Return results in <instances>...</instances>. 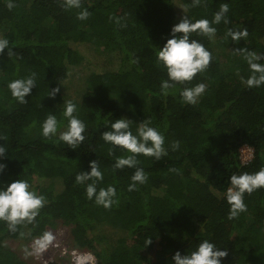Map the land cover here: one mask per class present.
<instances>
[{
    "label": "trees",
    "instance_id": "trees-1",
    "mask_svg": "<svg viewBox=\"0 0 264 264\" xmlns=\"http://www.w3.org/2000/svg\"><path fill=\"white\" fill-rule=\"evenodd\" d=\"M12 2L15 7L9 10L8 0H0V27L9 25L0 36L15 45L13 55L7 57V50L0 55V144L8 149L0 161L6 164L0 183L20 175L47 202L35 221L18 226L16 233L0 222V264H34L5 241H32L59 220L69 224L75 246L93 253L98 264H170L176 250L183 255L201 239L227 251L222 264H264V188L245 193L246 210L231 220L223 199L233 172L264 166V86L248 89L241 83L248 66L231 51L264 52V0H204L199 7H192L191 0H81L91 13L83 21L76 19L79 9L61 6L63 0ZM225 2L233 25L247 27V37L233 43L223 23L212 40L193 34L212 53L208 69L162 93L165 74L155 64V50L171 25L183 12L211 19ZM219 46L226 49L218 53ZM85 48L117 68H95ZM32 71L37 88L25 97L28 103L19 104L6 83ZM70 76L80 84L79 95L71 100L87 126L77 149L40 133L30 136L50 111L59 119L62 99H70L65 84ZM201 81L208 85L205 94L195 104L182 102L179 89ZM57 86L56 97H47L49 88ZM119 117L148 118L164 134L168 149L159 160L138 157L148 179L131 192L127 185L134 169L113 170L114 157L99 136L107 130L103 122ZM172 141L180 142L175 151L169 147ZM244 146L253 150L245 165ZM94 159L104 172L98 187L117 189V202L108 209L88 200L84 186L74 182Z\"/></svg>",
    "mask_w": 264,
    "mask_h": 264
},
{
    "label": "clouds",
    "instance_id": "clouds-1",
    "mask_svg": "<svg viewBox=\"0 0 264 264\" xmlns=\"http://www.w3.org/2000/svg\"><path fill=\"white\" fill-rule=\"evenodd\" d=\"M204 0H191L192 7H199ZM65 9H79L76 12L77 20H86L91 13L86 7H82L81 0H63L61 5ZM6 7L11 10L15 7L12 0H8ZM228 3H221L211 14L193 19L183 12L179 21L172 24L162 45L155 50V64L165 74L160 81L162 93H166L177 84L191 82L197 74L204 73L212 60V53L205 47L200 39L205 37L212 40L217 33V25L223 23L227 26L225 35L233 43H238L248 35L247 27H235L228 15ZM111 19V17H110ZM119 17L115 18L120 22ZM11 45V46H10ZM12 43L7 37L0 36V55L5 53L7 57L14 54ZM231 51L238 53L248 66V75L241 77V83L248 89L264 86V52H256L244 47L234 48ZM135 62V61H133ZM208 85L203 81L193 84L191 87L179 89V96L186 104H195L201 98ZM10 96L19 104H26L25 99L33 88H37V73L32 71L24 76H17L6 83ZM60 92V87L49 88L47 97L55 98ZM64 95V94H63ZM62 109L58 115L50 111L40 123V135L44 139L55 138L56 143H63L70 149H77L85 141L86 124L79 117L78 105L71 99H62ZM107 130L100 133V138L107 145V154L113 156L111 165L113 170L125 167L134 169L129 177L128 191H134L139 185L147 182L148 175L142 167H139L138 157H152L159 160L168 154L165 148V136L148 118L140 122H134L127 117H119L103 122ZM135 124V129L132 125ZM62 128V130H61ZM2 139V137H0ZM173 151L180 147L179 141H172L169 146ZM8 149L0 144V161L5 158ZM122 153L116 155V153ZM250 158V157H247ZM6 164L0 162V173H3ZM89 170H80L76 173L74 182L84 186L85 197L97 206L105 209L111 208L117 202V189L112 184L98 187V183L104 179L97 159L88 161ZM170 171H177L171 169ZM264 188V166L257 171L239 173L233 172L228 178V187L225 189L223 199L228 205L227 218L234 219L244 212L247 205L244 202L245 193L251 194L255 190ZM43 194L35 191L28 179L18 178L0 183V222H3L10 233H16L18 226L32 224L39 215L40 210L46 204ZM52 232L45 231L31 241V247H25V255H39L43 253L54 241ZM151 237H147L145 246L150 244ZM227 255L226 250L217 247L209 239H201L192 250L181 254L176 250L170 259V264H222V258ZM75 264H94L91 253L76 255Z\"/></svg>",
    "mask_w": 264,
    "mask_h": 264
},
{
    "label": "rangeland",
    "instance_id": "rangeland-1",
    "mask_svg": "<svg viewBox=\"0 0 264 264\" xmlns=\"http://www.w3.org/2000/svg\"><path fill=\"white\" fill-rule=\"evenodd\" d=\"M9 25L7 24H2L0 29L2 31L7 30ZM13 27V23H12ZM224 49L223 46H219L216 50L218 53L222 52ZM86 53L91 54L90 57L92 59V62L95 64V68L104 71L106 69H113L117 68V64L114 63H109L107 65L104 64L103 58L98 56L93 52V50H88L85 48ZM78 70V69H77ZM76 71V70H75ZM67 91H68V98L70 99H75L79 95V90L80 84L76 80V77L70 76L68 80L65 82ZM1 90V87H0ZM40 133V129H37L35 132H32L30 135L32 138L36 137ZM251 151H246L245 147L241 148V156L242 159L245 160L247 157H249V153ZM46 231H50L53 233L55 239L51 245L54 244H59V248H52L50 249L46 254L45 257L48 259H51L53 261V264H73L71 262L72 252H79V253H91L90 251H81L79 250L75 244L73 243L71 234H70V229H69V224L65 220H59L57 221L53 226H49ZM30 242L31 240H6L5 245L14 251L16 254H18L22 259L26 260L29 263H34V264H39L33 255H25L24 249L25 247L30 248ZM63 250L67 251L66 255H63L62 252ZM93 255V253H91ZM98 264V263H97Z\"/></svg>",
    "mask_w": 264,
    "mask_h": 264
},
{
    "label": "built area",
    "instance_id": "built-area-1",
    "mask_svg": "<svg viewBox=\"0 0 264 264\" xmlns=\"http://www.w3.org/2000/svg\"><path fill=\"white\" fill-rule=\"evenodd\" d=\"M244 147H245V150H246V151H248V152L251 151V152L249 153V157H250V158H246L245 160H243V159H242V156H241V162H242L243 165L249 163V162L253 159V150H252L251 148L247 147V146H244ZM240 152H241V150H240ZM29 247H31V242H30V246H29ZM52 248H56V249L59 248V244L49 245V247H48L43 253H41V254H39V255H33L34 258H35V260H36L39 264H53V261H52L51 259H48V258L45 257V254H46L50 249H52ZM62 254H63V255H66V254H67V251H66V250H63ZM81 254L84 255V254H86V253H79V252H77V251L72 252V253H71L72 258L70 259L71 262H72L73 264H75V259H74V257H75L76 255H81ZM92 257H93V260H94V264H97L98 261H97V259L95 258V256L92 255Z\"/></svg>",
    "mask_w": 264,
    "mask_h": 264
},
{
    "label": "bare ground",
    "instance_id": "bare-ground-1",
    "mask_svg": "<svg viewBox=\"0 0 264 264\" xmlns=\"http://www.w3.org/2000/svg\"><path fill=\"white\" fill-rule=\"evenodd\" d=\"M81 255H83V254H81Z\"/></svg>",
    "mask_w": 264,
    "mask_h": 264
}]
</instances>
